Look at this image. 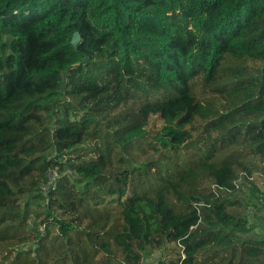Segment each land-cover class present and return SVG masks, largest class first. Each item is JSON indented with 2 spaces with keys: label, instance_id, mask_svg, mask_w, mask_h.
<instances>
[{
  "label": "trees",
  "instance_id": "obj_1",
  "mask_svg": "<svg viewBox=\"0 0 264 264\" xmlns=\"http://www.w3.org/2000/svg\"><path fill=\"white\" fill-rule=\"evenodd\" d=\"M257 206L264 0H0V264H264Z\"/></svg>",
  "mask_w": 264,
  "mask_h": 264
},
{
  "label": "rangeland",
  "instance_id": "obj_2",
  "mask_svg": "<svg viewBox=\"0 0 264 264\" xmlns=\"http://www.w3.org/2000/svg\"><path fill=\"white\" fill-rule=\"evenodd\" d=\"M258 207L259 206L250 209L251 220L256 225L255 230L258 233L264 235V221L262 220V215H264V208L259 211L257 209ZM162 255V251H156L150 255H146L142 264H157L159 257Z\"/></svg>",
  "mask_w": 264,
  "mask_h": 264
},
{
  "label": "built area",
  "instance_id": "obj_3",
  "mask_svg": "<svg viewBox=\"0 0 264 264\" xmlns=\"http://www.w3.org/2000/svg\"><path fill=\"white\" fill-rule=\"evenodd\" d=\"M55 176H56V173H51L49 181L47 182L46 185L43 186V190H44L45 194H46V191H47L52 185L55 184Z\"/></svg>",
  "mask_w": 264,
  "mask_h": 264
},
{
  "label": "water",
  "instance_id": "obj_4",
  "mask_svg": "<svg viewBox=\"0 0 264 264\" xmlns=\"http://www.w3.org/2000/svg\"><path fill=\"white\" fill-rule=\"evenodd\" d=\"M79 39H80V33L78 31H76L74 33L73 38H72V43L75 45L79 41Z\"/></svg>",
  "mask_w": 264,
  "mask_h": 264
}]
</instances>
